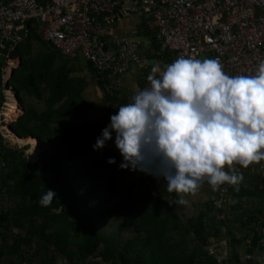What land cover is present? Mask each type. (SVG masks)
I'll use <instances>...</instances> for the list:
<instances>
[{"label":"trees","instance_id":"16d2710c","mask_svg":"<svg viewBox=\"0 0 264 264\" xmlns=\"http://www.w3.org/2000/svg\"><path fill=\"white\" fill-rule=\"evenodd\" d=\"M31 23L33 31L22 42L25 45L21 49L18 45L14 51L20 62L6 87L18 92L23 108L9 121V128L19 137L38 138L39 154L37 162L31 163L22 148L5 146L0 136V197L4 203L14 199L13 205L2 203L0 208V260L29 247L33 257H39L38 264H57L59 258L68 264H99L88 261L96 252L105 264H218L200 244L189 245L188 229L181 226L179 216L164 198L150 193L140 171L123 186L122 178L131 170L119 167L122 157L114 142L107 141L103 149L93 150L109 121L104 124L86 117L94 102L83 97L86 81L73 74L78 67L57 52L31 50V39L41 40L36 24ZM153 44L155 51L168 57L166 48ZM86 64L105 92L104 99L116 104L118 90L107 88V73ZM26 96L42 103L43 109L26 104ZM3 98L0 92V102ZM53 140L67 145L68 150L48 155L44 145ZM109 157L116 163L108 164ZM83 177H105V198L97 196V185L83 182ZM47 189L56 196L42 206L39 200ZM103 202L114 203L103 208ZM105 219L117 222V237L98 233L97 225ZM225 226L224 236L233 246L239 238L232 232L227 214ZM14 229L19 233H13ZM129 231L131 236L118 238ZM220 236L217 227L213 237ZM32 262L29 259L18 264Z\"/></svg>","mask_w":264,"mask_h":264},{"label":"built area","instance_id":"2783aa9c","mask_svg":"<svg viewBox=\"0 0 264 264\" xmlns=\"http://www.w3.org/2000/svg\"><path fill=\"white\" fill-rule=\"evenodd\" d=\"M134 14L141 15L144 27L171 54L159 65L161 69L184 55L219 60L230 75H254L264 61V0H0L1 95L8 98V74L20 59L14 51L27 37L31 22L41 40L65 58L80 56L97 71L106 72L116 85L131 66H138L144 87L149 86L153 66L140 53L137 29L122 36L106 34ZM6 109L2 100L0 134L9 129ZM234 167L237 174L243 171L238 164ZM247 168L264 172V157ZM229 190L227 183L215 189L212 204L221 236L211 238L205 250L218 264H244L249 255L229 262L231 249L224 236ZM259 243L264 249V226ZM257 263L264 261L257 258Z\"/></svg>","mask_w":264,"mask_h":264},{"label":"clouds","instance_id":"9594fccd","mask_svg":"<svg viewBox=\"0 0 264 264\" xmlns=\"http://www.w3.org/2000/svg\"><path fill=\"white\" fill-rule=\"evenodd\" d=\"M147 80L92 145L103 149L114 133L121 169L162 177L176 203L187 204L184 196L202 182L213 190L238 185L234 165L264 157V61L254 75H230L219 60L180 55L163 69L153 66ZM54 196L47 189L39 203Z\"/></svg>","mask_w":264,"mask_h":264},{"label":"crops","instance_id":"0c3cea01","mask_svg":"<svg viewBox=\"0 0 264 264\" xmlns=\"http://www.w3.org/2000/svg\"><path fill=\"white\" fill-rule=\"evenodd\" d=\"M133 29L138 31L140 53L141 55L148 53L144 57L151 66L163 65L164 62L170 59V54L168 57H164L160 52L154 50L152 45L156 41L152 32L144 27L140 14H134L121 20L112 29H109L106 34L111 36L115 34L118 36L128 35ZM154 54H158L159 58H155ZM150 55L152 56L151 59L149 58ZM120 80L121 86L119 84V88L125 87L128 91L127 97L124 99L129 100L138 90L144 88V82L138 66H131ZM30 140H34L35 144L34 138L23 139L28 144H30ZM28 155L30 159H33L30 154ZM130 172L133 171H128L127 173ZM259 172L258 170L243 167V171L238 174L242 176L238 185H230L229 211L226 214L230 221L232 232L239 238V242L233 246L229 245L231 249L229 262H237L245 255H249L250 258L245 259L244 264H258L257 258H262L264 261V249L259 243L260 230L264 226V215H262L264 213V177ZM133 173L136 174L137 171ZM141 174L144 176L145 183L149 185L150 193L164 198L171 209L179 216L181 226L188 229L186 238L189 245L193 247L200 244L206 252L205 247L213 238L215 228L220 225L217 219V212L212 204L215 190L204 181L195 193L184 196L188 201L187 204H177L176 201L179 197L174 192L169 193L166 191V181L162 177L157 179L143 172ZM235 233H238V235Z\"/></svg>","mask_w":264,"mask_h":264},{"label":"rangeland","instance_id":"374dc122","mask_svg":"<svg viewBox=\"0 0 264 264\" xmlns=\"http://www.w3.org/2000/svg\"><path fill=\"white\" fill-rule=\"evenodd\" d=\"M32 31L33 30L30 27L27 35H29V34L31 35ZM36 33L39 36L38 32H36ZM25 43H26V41H25ZM24 45H25L24 43H21L18 48L21 49ZM30 48L32 51H37V50L38 51L39 50L44 51V52L54 51V52H57L59 55H61V53L56 48L48 45L45 42H42L41 40H34L33 38L30 41ZM145 54L148 55L147 52ZM145 54L143 56H145ZM23 58H25V55H23ZM66 59H68V58H66ZM68 60H70L71 63H73L76 67L79 68V70L74 72L73 74L83 76L85 81H86V86H85L84 91H83V97L89 101L94 102V107L92 108V110H89V112L86 114V117L89 119L97 120V121L102 122L104 124H107V121H109L108 122V124H109L110 123V116L115 114L118 111V107L121 105V103L120 104H118V103L114 104L110 100L104 99L105 98V92L97 85L96 79L94 78L93 74L89 71L86 62L80 56H78L77 58H74L73 60L72 59H68ZM18 65H19V63H18ZM18 65L16 67H18ZM98 72L101 74H106V72H103V71H98ZM123 75L120 76V79ZM108 81H109V84L107 85L108 89H113V91L118 90V93H116V96H117L116 98L124 99L127 97L128 91L125 87L119 88V85H116L113 78H111V77H108ZM120 86H121V84H120ZM3 88H4V85L0 79V92ZM12 96H13V94H12ZM12 98L14 99L15 106L18 105V108L21 110L22 106L19 103H17L16 97L13 96ZM3 101L7 102L8 99L3 98ZM25 102H26V104L34 107L38 111L43 109L42 103L38 102L35 98H31V97L26 96ZM20 112H22V110ZM16 116H17V113H16ZM12 118H13V116H12ZM70 119L72 120L74 118L70 117ZM10 120H11V118L8 121H10ZM9 129L7 128L5 130V132L2 131V133L5 135V137H3L2 133L0 134V136L2 138V143L8 147L22 148L24 151V155L28 161H30L31 163L37 162L38 155H37V157L33 155L34 156L33 159H30L29 155L26 152V150L30 147V144L25 143L24 141H23V143H22V141L19 143L13 142L10 139V134H12L13 136H15V135L13 133H11L9 131ZM20 138H22V137H20ZM114 138L115 137H113L112 140H109V142L113 143ZM44 148L47 149L48 155H50V154L54 153L56 150L66 152L69 147L67 145H63L62 143H60L56 140H53V141L46 142L44 145ZM38 154H39V152H38ZM2 169H3V162H2V159L0 157V172L2 171ZM133 172L124 174V176L122 178L123 186L128 181H131L134 178V176L136 174ZM259 173H261L262 176L264 177V172H259ZM82 180H83V182L94 183L95 185H97V191L95 194L97 196H99L101 199L105 198V196H106V193H105V177H101L97 180H91V179H87V178L83 177ZM2 203H4V202L1 200V197H0V208H1V205H3ZM113 203L114 202H109V203L103 202L102 207L103 208L110 207ZM4 204H5V206L13 205L14 199L9 198V200L7 202H5ZM262 215H264V213ZM97 231H98V233H100L101 235H104V236L117 237V222H114L111 219L102 220L97 225ZM13 233H19V232L17 229H14ZM132 234H133V232L129 231L127 233H123V235L119 236L118 238L121 240V238H125L127 236L129 237ZM236 235H238V233ZM0 239H1V234H0ZM8 241L10 242L11 239L9 238ZM22 249H23L22 253H20L18 255H13V256L6 255V256H4L0 260V264H9L10 261H14L16 264H18L20 262L26 263L29 259L33 260V262H32L33 264H38L39 257H33L32 250L29 249V247H23ZM88 261H90V262L91 261L92 262L97 261V262H99V264H105L104 262L101 261L100 256L98 255V252H96L94 255L90 256L88 258ZM57 264H68V263L63 258H59L57 261Z\"/></svg>","mask_w":264,"mask_h":264},{"label":"bare ground","instance_id":"6f19581e","mask_svg":"<svg viewBox=\"0 0 264 264\" xmlns=\"http://www.w3.org/2000/svg\"><path fill=\"white\" fill-rule=\"evenodd\" d=\"M12 91H11V89H9L8 91H7V96H8V101H7V109L5 110V116H6V118L9 120L10 118H12V116H16V113H17V115H19L21 112V110L18 108V105L17 106H15V104H14V99L12 98L13 96H12ZM17 103H18V101H17ZM14 116V117H15ZM13 117V118H14ZM32 138V137H31ZM10 139L13 141V142H16V143H19V142H21V141H23V139H26V138H23V139H19V138H17V137H15V136H12L11 134H10ZM29 143H30V148L27 150V154H30L31 155V157L33 158L34 156H36V152H35V144H36V140H35V144H34V140H30L29 141ZM34 144V146H33V148H32V145ZM33 150H34V156H32L33 155Z\"/></svg>","mask_w":264,"mask_h":264},{"label":"water","instance_id":"95a60500","mask_svg":"<svg viewBox=\"0 0 264 264\" xmlns=\"http://www.w3.org/2000/svg\"><path fill=\"white\" fill-rule=\"evenodd\" d=\"M20 62V59H19V61H17V63H15L12 67H11V69H10V71H9V74H8V77H11L13 74H14V72H15V68H16V66L18 65V63ZM11 91H12V93H13V96H15L16 97V99H17V101H18V103L21 105V100H20V98H19V95H18V92L13 88V87H11ZM118 103H125V102H127L128 100L127 99H115ZM21 110L23 111V108L21 107ZM10 131H11V129H10ZM12 132V131H11ZM15 136H17V137H19L16 133H14V132H12ZM30 137H32V136H30ZM20 138V137H19ZM34 138V137H33ZM35 140H36V144H35V152H36V157H37V155H38V145H39V142H40V140L38 139V138H34Z\"/></svg>","mask_w":264,"mask_h":264}]
</instances>
